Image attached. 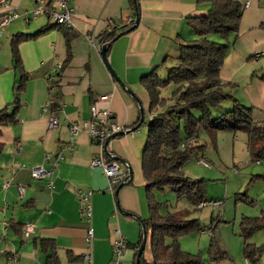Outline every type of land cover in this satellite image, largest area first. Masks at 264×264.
I'll list each match as a JSON object with an SVG mask.
<instances>
[{
    "label": "crops",
    "instance_id": "obj_1",
    "mask_svg": "<svg viewBox=\"0 0 264 264\" xmlns=\"http://www.w3.org/2000/svg\"><path fill=\"white\" fill-rule=\"evenodd\" d=\"M1 1V0H0ZM17 12L32 10L35 0H5ZM53 7L55 0H45ZM243 12L239 32L230 37L229 50L220 72L222 88L231 89L237 100L252 108L254 127L264 129V0H234ZM72 9V34L69 49L63 32L48 28L54 23L46 15L25 22L19 18L0 28V110L15 100V83L20 74L13 66L11 38L18 33L32 35L48 28L36 38L22 41L18 52L27 75L19 94L17 123L0 127V264L16 258L17 264H110L113 260L112 231L118 229L127 248L122 264H135L141 222L149 217L146 182L141 171L145 139L136 137L133 126L151 117L149 96L140 83L142 76L155 71L160 78L177 64L179 46L194 34L187 19L206 14L208 4L197 0H66ZM249 3L244 7L245 3ZM4 13L0 10V17ZM137 16V17H136ZM128 19L137 25L108 47L106 61L100 50L102 36L110 27H120ZM124 32L118 30L116 34ZM93 38V43L88 40ZM69 56L67 65L53 75L57 81L58 107L42 112L48 102L52 69ZM176 86L160 89L170 96ZM113 114L115 123L131 134L110 141L111 153L128 172L129 181L117 195L109 188L100 168L90 163L101 155L100 148L84 131L73 142V151H62L71 141L70 124L81 125L90 119V108ZM53 116L56 126L50 128ZM141 124L147 130V123ZM264 139V133L263 137ZM50 154L51 159L46 160ZM62 155L57 167L53 161ZM200 162V161H199ZM53 169L46 180L31 177L36 167ZM9 186L4 188L5 183ZM52 183V188L47 183ZM23 186L22 197L17 187ZM90 191L91 212L80 202L78 193ZM35 224L34 232L24 238L25 223ZM88 232H91L89 239ZM89 239V240H88Z\"/></svg>",
    "mask_w": 264,
    "mask_h": 264
},
{
    "label": "trees",
    "instance_id": "obj_2",
    "mask_svg": "<svg viewBox=\"0 0 264 264\" xmlns=\"http://www.w3.org/2000/svg\"><path fill=\"white\" fill-rule=\"evenodd\" d=\"M132 3L137 14L135 0ZM197 3L208 4L209 9L204 15L187 19L194 39L179 46L177 64L169 68L163 78L152 71L140 79L149 96L151 117L147 123L141 154V171L146 182L149 217L141 222L142 234L138 245L141 244L143 232L147 234L149 230L152 261H145L141 255L139 264H203L196 256L182 251L176 240L179 235L193 229L196 221H181L172 215L161 216L158 213L160 204L153 195L154 191L170 188L178 198L185 197L196 205L204 200L203 180H194L181 174L182 165L191 154L198 152V148L187 146L182 150L181 143L194 139L199 127L206 132L241 131L247 133L252 141L257 136V129L252 121V108L243 106L231 93L226 92L220 79L221 68L229 50V39L236 37L239 32L242 6L234 0H197ZM48 28L61 30L69 49L72 30L55 24ZM48 28L32 35L18 33L11 38L13 66L20 77L15 83V100L11 110L9 106L0 110V127L17 123L19 94L27 81L18 45L22 41L36 38ZM120 30L128 29L123 26ZM116 35H103L102 44L109 47ZM68 60L69 56L60 70L67 65ZM258 78L264 83V73ZM52 85L54 89L50 93L49 111L58 107L57 81L54 80ZM170 85L176 86L175 91L168 97L162 96L160 89ZM225 101L232 103V109L212 117V111ZM142 123L138 120L133 126L134 130ZM246 222L252 227L247 235H251L254 229L264 228V223H259L257 218L248 219ZM168 239L171 241L167 242ZM245 254L247 257L251 256L247 246ZM256 262L257 260L253 264Z\"/></svg>",
    "mask_w": 264,
    "mask_h": 264
},
{
    "label": "rangeland",
    "instance_id": "obj_3",
    "mask_svg": "<svg viewBox=\"0 0 264 264\" xmlns=\"http://www.w3.org/2000/svg\"><path fill=\"white\" fill-rule=\"evenodd\" d=\"M225 91L231 93L229 88ZM231 109L232 103L225 101L212 111V117ZM147 121L145 113L144 123ZM256 129L257 136L252 141L241 131L206 132L199 127L189 145L197 147L198 152L182 165L181 174L203 180L202 202L206 206L198 208L187 198H178L170 188L153 192L161 216L196 221L193 229L176 240L182 251L196 256L203 264H253L255 260L256 264H264V228L247 235L252 227L246 224V220L255 218L264 223V129ZM146 132L142 125L133 134L144 140ZM245 246L250 257L245 254ZM142 257L152 261L149 230Z\"/></svg>",
    "mask_w": 264,
    "mask_h": 264
},
{
    "label": "built area",
    "instance_id": "obj_4",
    "mask_svg": "<svg viewBox=\"0 0 264 264\" xmlns=\"http://www.w3.org/2000/svg\"><path fill=\"white\" fill-rule=\"evenodd\" d=\"M36 5L30 11H25L22 14L17 12L7 1H0V10L4 13L2 17H0V28L8 26L11 22L22 18L25 22H28L30 19H35L39 16L46 15L49 19L53 21L55 25L62 26L66 29H72V15L73 11L67 6L66 0H55L54 6H49L45 0H35ZM249 3H245L244 7H247ZM136 25L134 19H128L124 24L120 27H110L107 32L108 33H116L120 30L121 27H125L129 29ZM88 40L93 43V38L88 37ZM61 68L57 66L52 69L51 76L48 78V83L50 85V93L53 91V81L55 80V73L58 69ZM51 103V94L49 96L48 102L42 108L43 113H47L49 111V106ZM50 128L56 126V120L53 116L49 118ZM71 141L67 145L62 147V151H73V142L74 138L82 131L86 132L88 136L96 142L98 147L100 148L101 155L91 161L90 166L92 168H100L108 180L109 188L113 191L116 186L120 184H126L129 181V172L126 167L124 168L120 166V164L116 161L114 155L111 153L110 149V141L109 138L113 135H116L120 132H126L128 129L118 125L115 123L113 114L108 110H100L95 105L90 108V119L87 121H83L81 125L77 123H71L70 127ZM131 134V132L129 133ZM128 134V135H129ZM191 140H186L181 143L180 149H185L189 146ZM62 155H57L53 161V168L57 167L59 160H61ZM51 159V155H46V160ZM201 164L206 163L200 161ZM53 169H45L44 167H36L32 169L31 177L35 180H46L49 179L52 175ZM9 186V183L4 184V188ZM48 188H52V183H47ZM17 191L20 197H22L24 192L23 186H18ZM78 196L80 198V202L85 206L88 214L91 212V206L89 204V198L91 196L90 191L79 192ZM207 204L201 202L197 205L198 208H202ZM35 229V224L33 222H27L24 224L22 229V234L24 238H28ZM114 239L112 240V255L113 260L110 264H122V255L127 248V243L125 238L121 235L118 229H114L112 231ZM89 239L91 238V232H88ZM88 239V240H89ZM87 264H93L91 254L88 252L84 256ZM6 264H17V259L8 258Z\"/></svg>",
    "mask_w": 264,
    "mask_h": 264
},
{
    "label": "water",
    "instance_id": "obj_5",
    "mask_svg": "<svg viewBox=\"0 0 264 264\" xmlns=\"http://www.w3.org/2000/svg\"><path fill=\"white\" fill-rule=\"evenodd\" d=\"M135 22H136V25H137V22H138L137 19L135 20ZM136 25H134L133 27L129 28L128 30H126V31H124V32H121V33H119L118 35H116V37L114 38V40L117 39L118 37H120L121 35L125 34L126 32H130L131 30H133V29L135 28ZM114 40H113V41H114ZM109 45H110V43H109ZM107 49H108V45H107V46H106V45H103V46L101 47V50H100L101 57H102L103 61L105 62V65H106L107 68L109 69L111 75L114 77V79H115L116 81L119 82V79L116 77L115 73H114L113 70L109 67V65H108V63H107V61H106V51H107ZM140 115H141V117H140V122H143L144 118H143V114H142V109H140ZM130 132H131V130H128V131H126V132H120V133H117L116 135L111 136V137L109 138V140L115 139L116 137L127 136ZM130 178H131V171L129 170V179H130ZM123 185H125V184H120V185L117 187V190L115 191V195H117L119 189H121V188L123 187ZM145 243H146V232L144 231V232H143V238H142L141 244H140L139 249H138V251H137V256H136L135 264H139V261H140L141 255H142L143 250H144V247H145Z\"/></svg>",
    "mask_w": 264,
    "mask_h": 264
}]
</instances>
